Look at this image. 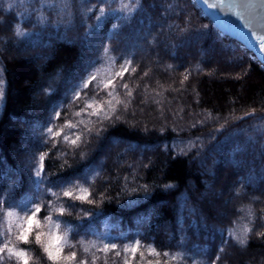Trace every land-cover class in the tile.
<instances>
[{
	"label": "trees",
	"instance_id": "trees-1",
	"mask_svg": "<svg viewBox=\"0 0 264 264\" xmlns=\"http://www.w3.org/2000/svg\"><path fill=\"white\" fill-rule=\"evenodd\" d=\"M130 2L0 0V228L18 222L4 212L36 201L42 230L51 227L44 217L58 218L52 234L67 232L89 264L92 253L96 264H213L217 255L218 264H264L263 66L194 0H141L120 11ZM105 60L131 61L122 79L113 77L118 98L131 101L115 113L113 86L80 87ZM64 135H80L79 146ZM63 180L74 195L87 188L93 202L64 197ZM249 227L241 247L230 233ZM81 241L118 247L85 253ZM136 241L135 256L124 251ZM19 246L51 264L34 242Z\"/></svg>",
	"mask_w": 264,
	"mask_h": 264
},
{
	"label": "snow or ice",
	"instance_id": "snow-or-ice-1",
	"mask_svg": "<svg viewBox=\"0 0 264 264\" xmlns=\"http://www.w3.org/2000/svg\"><path fill=\"white\" fill-rule=\"evenodd\" d=\"M135 4L136 8L141 7V0H131L129 4L124 5L123 8L120 9V11H128V12H134L135 8L132 7V4ZM203 3L206 4L209 8H218L222 6L223 0H217L216 3H209V0H203ZM231 7V5L229 6ZM99 11L101 13L104 12L103 8H100ZM236 15L243 20L244 16L241 13H236ZM126 18H130L126 17ZM246 28H249L250 34L255 37V39L259 42V47L261 51H264V35H258L255 31H252L251 27L246 23ZM16 34L19 35V31H16ZM107 52L108 49H105ZM131 66V61L126 60L121 65V71L117 72L115 75L119 76L121 79L124 76L125 72L129 71V68ZM171 67V66H169ZM136 68L131 67V72H135ZM190 73L184 74V80L186 81L189 78ZM145 76L148 75L147 72L144 73ZM95 76L90 74L89 79L87 81L82 82L81 89L84 87H87L88 83H91L92 80H95ZM237 79L239 77H236ZM113 79H109L105 87L113 86ZM184 81H181V84H183ZM2 83V82H0ZM122 88L126 89V95L128 97L132 96V90L129 88V85L127 83L122 84ZM111 99L107 101L108 110L112 113L116 112V105L124 104L125 109L128 106V103H131L129 100L127 103L120 100L118 98L119 94L115 92V86L112 87V90L107 93ZM73 96L78 99L79 93L74 92ZM3 98V90L0 88V99ZM113 100L115 101V104H113ZM87 107H91V104L87 105ZM101 112H103V107H101ZM255 110H253L252 113H246L245 115H253ZM79 115V113H77ZM92 115H96L98 118L101 119H111V117L105 112L104 115L101 117L100 112H93ZM55 116L58 118L59 113H55ZM119 119V117H117ZM68 127H76V125H68ZM48 133L52 136L59 137L61 135L60 131L53 132L52 128H48ZM91 131V129H89ZM63 140L65 142L70 143L72 146L78 147V141L81 140V136L77 135L75 139H69L67 135L63 136ZM45 157L44 155L40 156V165L37 167L35 175L38 178H41L42 182V173L44 172L43 168V161ZM73 182L71 180H63L58 186L62 189V195L64 197H68L70 200H80L81 202H89L92 203L93 201L89 200L88 189L87 188H80L79 195L73 194V189L68 187V185H71ZM168 187V186H166ZM0 204H3V201H0ZM51 210L58 213V216H62L65 214L66 209L63 206H60L58 208H51V205L48 206ZM42 205L36 201L30 202L29 205H25L22 208L19 209V213L14 211H6L3 213L5 217H17V223L14 226H10L7 228H0V264H5L6 261H11L13 259L16 260L17 264H39V258H36L35 260L30 255V251L26 250L24 248H21L19 245L21 244H31L35 243L40 247L42 250L44 256L46 257L47 261H50L51 264H89V261L87 259H77V252L75 251L76 245L72 244L69 241L68 233L65 232L63 235H53L52 234V228L59 229L61 227L60 223L57 222V220H53L52 216H46L44 217V221L51 225L47 229V231L42 230V224L41 220L39 219V214L41 212ZM253 229L251 227L245 228L243 234L241 235H233L230 233V236L235 240V242L241 246L245 247L248 243L249 235L252 233ZM257 235L264 237V232H258ZM81 248L85 253H89L92 248H96L97 251L103 252L105 256L108 252L113 251L117 249V245L115 243H105L102 248H98L97 245L94 243L85 244L83 241L79 242ZM68 248L70 251H68L67 254H64V249ZM140 248V242L136 241L131 246H125L124 251L128 252L129 250L132 252L133 256H135L136 252ZM149 254L155 253L157 256L160 255L159 252L156 251L155 248L149 246L148 247ZM220 252H223V248L219 250ZM121 253L119 251L115 252L116 256H119ZM164 257L171 258L173 260L178 258V254H171L168 252L163 253ZM141 256L143 254L141 253ZM180 259H183V257H179ZM99 259L98 256H96L95 253H92V258L90 261V264H96V261ZM221 259L219 255L215 257V260L213 261V264H218V261ZM105 264H107V260H105ZM125 264H127V261H125ZM157 264H159V261H157ZM165 264H167V261H165Z\"/></svg>",
	"mask_w": 264,
	"mask_h": 264
},
{
	"label": "water",
	"instance_id": "water-1",
	"mask_svg": "<svg viewBox=\"0 0 264 264\" xmlns=\"http://www.w3.org/2000/svg\"><path fill=\"white\" fill-rule=\"evenodd\" d=\"M195 1L223 35L242 43L264 65V51L260 50L259 42L245 27L247 23L252 31L264 35V0H223L222 6L215 9L209 8L203 0ZM216 2L209 0V3ZM236 13L243 14L244 19L241 20Z\"/></svg>",
	"mask_w": 264,
	"mask_h": 264
},
{
	"label": "rangeland",
	"instance_id": "rangeland-1",
	"mask_svg": "<svg viewBox=\"0 0 264 264\" xmlns=\"http://www.w3.org/2000/svg\"><path fill=\"white\" fill-rule=\"evenodd\" d=\"M123 63L124 61L121 60L119 61L105 60L104 63L101 64L100 67L91 74L96 77L95 80L100 84H107L109 79H112L117 72L121 71V65Z\"/></svg>",
	"mask_w": 264,
	"mask_h": 264
}]
</instances>
